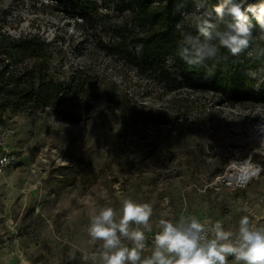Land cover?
Instances as JSON below:
<instances>
[{"label":"rangeland","instance_id":"1","mask_svg":"<svg viewBox=\"0 0 264 264\" xmlns=\"http://www.w3.org/2000/svg\"><path fill=\"white\" fill-rule=\"evenodd\" d=\"M93 1L81 22L54 0H0V70L23 79L33 70L16 102L24 106L0 110L15 159L0 170V264H91L83 259L95 250L89 218L124 198L152 205L153 232L145 234L180 214L227 229L242 216L264 226V149L255 133L264 105H231L185 87L177 67L174 82L145 78L114 51L138 31L132 14ZM30 36L46 46L20 61L13 41ZM250 44L264 48L260 29ZM48 84L61 102L43 107L38 96ZM246 162L262 170L240 187L214 184Z\"/></svg>","mask_w":264,"mask_h":264},{"label":"clouds","instance_id":"2","mask_svg":"<svg viewBox=\"0 0 264 264\" xmlns=\"http://www.w3.org/2000/svg\"><path fill=\"white\" fill-rule=\"evenodd\" d=\"M195 7L182 13L192 30L182 31L174 56L166 63L173 70L176 59L188 68L209 66L221 50L238 56L248 49L253 30L264 33V0H194ZM211 67H215L212 64ZM2 163V162H0ZM257 173L260 165H251ZM150 203L122 199L118 209L98 207L87 225L89 243L95 250L85 255L91 264H264V226L242 216L231 229L221 221L201 222L191 215L160 218L151 245L146 232H153ZM147 253V254H146Z\"/></svg>","mask_w":264,"mask_h":264},{"label":"trees","instance_id":"3","mask_svg":"<svg viewBox=\"0 0 264 264\" xmlns=\"http://www.w3.org/2000/svg\"><path fill=\"white\" fill-rule=\"evenodd\" d=\"M54 1L61 12L66 13L69 9L73 13H78L81 16V22L88 20L86 11L89 7L96 10L93 0ZM219 2L220 0H210V7ZM249 2L256 4L260 0H249ZM110 5L119 13H131V23L138 30L133 35L131 43H126L127 38H121L114 51H121L126 58L125 62L138 67L145 78L158 79L159 82H174L175 79H171L173 73L166 60L174 56L180 33L192 30L188 23H183L184 17L178 15L176 9L182 6L184 13L190 12L195 7L194 0H160L157 3L155 0H107V7ZM258 29L257 27L253 30V36ZM131 45L133 46L131 52H137V56L131 55L129 51ZM44 46L46 43L36 36L24 37L13 41V56L23 61L32 58L37 51L41 52ZM241 54V63L233 60L231 54L222 49L221 58L212 61L203 69L188 68L179 59H176L173 68H180L183 72L182 79L185 87L208 92L221 102L236 105L250 101L264 105V48L249 46ZM212 64H215L214 68L211 67ZM259 72L261 76L257 84L255 78ZM32 77L33 70L27 73L25 79L8 73L5 69L0 70V110L10 106L15 109L24 106L17 105L16 102L20 100ZM59 92L56 86L48 84L43 94L38 96L42 102L41 106L46 107L52 101L56 104L60 103Z\"/></svg>","mask_w":264,"mask_h":264},{"label":"built area","instance_id":"4","mask_svg":"<svg viewBox=\"0 0 264 264\" xmlns=\"http://www.w3.org/2000/svg\"><path fill=\"white\" fill-rule=\"evenodd\" d=\"M54 41L53 39H51ZM8 135L6 132H0V170L13 166L15 164V159L13 154L6 149V141H7ZM257 173V172H256ZM227 174V173H226ZM225 175L218 176L214 178V184H223L225 186L231 187H240L241 185L245 184L247 181H249L253 176H247L244 178L243 181L240 180H230ZM255 177V176H254ZM146 235V244L151 245L152 238L154 236V233H148ZM147 254V253H146Z\"/></svg>","mask_w":264,"mask_h":264},{"label":"bare ground","instance_id":"5","mask_svg":"<svg viewBox=\"0 0 264 264\" xmlns=\"http://www.w3.org/2000/svg\"><path fill=\"white\" fill-rule=\"evenodd\" d=\"M255 133L257 134L259 140L258 144L264 149V121H261L255 126ZM257 138V139H258ZM250 162L243 164H238L233 167L234 172H229L226 177L230 180H240L243 181L247 176H256V170L251 166Z\"/></svg>","mask_w":264,"mask_h":264}]
</instances>
